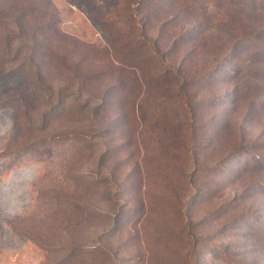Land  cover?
I'll list each match as a JSON object with an SVG mask.
<instances>
[{"label":"rangeland","instance_id":"1","mask_svg":"<svg viewBox=\"0 0 264 264\" xmlns=\"http://www.w3.org/2000/svg\"><path fill=\"white\" fill-rule=\"evenodd\" d=\"M0 264H264V0H0Z\"/></svg>","mask_w":264,"mask_h":264},{"label":"trees","instance_id":"2","mask_svg":"<svg viewBox=\"0 0 264 264\" xmlns=\"http://www.w3.org/2000/svg\"><path fill=\"white\" fill-rule=\"evenodd\" d=\"M120 56H121V55H120ZM120 56H119V57H120ZM119 60H120V59H119Z\"/></svg>","mask_w":264,"mask_h":264}]
</instances>
